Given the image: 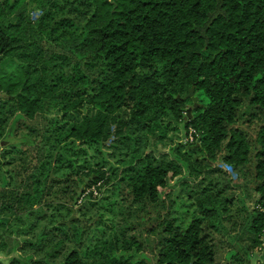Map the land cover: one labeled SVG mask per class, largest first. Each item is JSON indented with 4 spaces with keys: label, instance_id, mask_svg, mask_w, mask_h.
<instances>
[{
    "label": "trees",
    "instance_id": "trees-1",
    "mask_svg": "<svg viewBox=\"0 0 264 264\" xmlns=\"http://www.w3.org/2000/svg\"><path fill=\"white\" fill-rule=\"evenodd\" d=\"M63 1L76 2L0 0V141L17 135L22 118L57 112L42 134L44 145L51 144L56 154L50 148L39 177L5 194L12 201L0 193V212L6 203L5 210L18 207L29 216V208L42 205L59 182L66 184L58 192H68L71 172L64 181L53 175L63 168L74 173L80 157L77 151L85 149L78 147L101 145L108 137L128 145L126 140L135 139V130L158 126L159 120L167 118L168 123L181 124L186 137L195 130L193 143L180 142L173 148L178 158L148 152L133 157L121 173L115 167L104 169L105 159L95 166L85 159L77 165L87 177L84 183H110L121 176L134 201L154 202L160 189L184 169L195 175L201 172L198 165L203 159H214L224 151L223 161L235 169L251 165L256 194L246 223L250 243L244 252L231 250L226 264H252L253 251L264 237V122L253 147L233 125L244 101L264 112V0H87L83 24L65 17L51 23L52 7H64ZM81 1L84 5L85 0ZM30 6L40 12L36 19ZM191 88L201 104L188 116L193 102L185 97ZM86 107L92 111L84 112ZM71 112H79L81 118L72 120ZM26 127L28 133L13 146L34 145L31 136L41 137L40 129ZM135 141L138 144V138ZM198 152L206 155L191 161ZM218 183L210 181L199 191L190 190L194 211L187 224L185 220L177 224L176 217L162 220L168 231L159 253L162 264H219L211 229L218 230L216 221L226 218L233 219L234 227L241 223L233 214L225 215L234 195H223L229 183L222 187ZM46 235L45 245L58 249L39 264H94L78 249L54 262L70 235L60 226ZM27 246L32 244L25 242L21 248ZM4 247L1 242L0 250ZM41 247L45 246L37 249ZM8 259L11 264L30 261L11 254Z\"/></svg>",
    "mask_w": 264,
    "mask_h": 264
},
{
    "label": "rangeland",
    "instance_id": "rangeland-1",
    "mask_svg": "<svg viewBox=\"0 0 264 264\" xmlns=\"http://www.w3.org/2000/svg\"><path fill=\"white\" fill-rule=\"evenodd\" d=\"M75 1L66 4L63 1L61 4H64V7L61 5L52 7L48 20L52 23L65 17L77 24H83L86 16L82 13L83 10H89L88 1L85 0L84 5L81 0ZM34 9L29 7L32 18L36 19L37 12ZM197 102L199 106L201 102L199 100ZM193 108L196 107L191 103L188 107V110L191 109V114ZM86 111L90 112L92 109L86 107L84 112ZM54 113L57 114L56 110L37 115L32 120L22 118L25 123L22 125L21 121L17 135L5 136L0 141V193L4 194L7 202L12 201V196L9 195L7 198L5 194L15 185L31 184V181L39 177L42 163L49 160L50 148L52 154H56L55 147L51 144L44 145L45 139L42 138V134L50 127ZM68 117L76 120L80 119L81 115L79 112H71ZM262 122H264V112L244 101L233 128L241 131L253 147ZM157 123L158 126L154 123L149 128L137 129L132 133L133 138H138V144L135 139L126 140L128 145H124L113 142L112 137H108L104 144L78 147L77 149L85 148L77 151L80 156L78 164H83L87 159L90 166H95L96 161L102 162L105 159L104 169L110 170L115 167L121 173L133 157L148 152H153L157 156L166 154L167 158H178L179 153H175L173 148L181 144L180 142H186L185 131L181 129V124L173 120L168 123L167 118ZM166 124H169V128ZM26 125L40 129L41 137L37 133L31 136L34 145L13 146V142H19L21 136L28 133ZM127 129L124 133H127ZM182 150L184 151V148ZM223 153L224 151L217 153L211 160L203 159L198 165L201 172L195 175H189L184 169L182 175L171 180L168 187L160 189L159 198L154 202L147 199L134 201L130 189L121 181V176H119L120 180L113 177L110 183L101 181L87 186L86 182L84 183L87 177L82 168L77 166L78 164L74 167V173L72 169H59L53 176L57 179L62 178L63 181L66 174L71 172V181L68 182L71 187L67 189L68 192H58L66 183H56L42 205L37 203L32 209L29 208L31 211L29 216L24 214L22 208L16 207L14 211L5 210L4 206L7 204L2 205L0 219L3 225L0 226V243L5 244V249L0 250V264H11L8 259L10 254L20 259H30L28 264H39L40 260L46 261L48 253L58 249L51 243L45 245L46 237L49 236L46 235V231L59 226L68 231L70 239L66 240L62 255L54 262L62 260L68 251L78 249L87 262L94 264H103L104 261L107 262H104L105 264H109L117 260H128L133 264H162L159 261V253L163 246V238L168 235L162 220L167 216L176 217L177 224L182 220L187 224L194 211V207L191 206L194 199L189 197L190 190L199 191L210 181L219 182L217 184L219 187L229 183L223 195L229 197L234 195V201L229 205L230 210L225 215L233 214L241 223L234 227L233 219L229 221L226 218L220 222L216 221L218 230L211 229L216 243V261L219 264H226L231 250L244 252L247 244L250 243L247 239L246 223H248L249 211L254 207L256 194L253 189L251 165L235 169L223 161ZM204 155H206L204 152L194 153L191 161L201 160ZM180 160L185 163L182 158ZM206 169L216 170L207 172ZM202 179L203 183L199 185ZM25 242L31 243L32 246L21 248ZM41 245L45 247L38 250ZM254 260L253 257L252 263Z\"/></svg>",
    "mask_w": 264,
    "mask_h": 264
},
{
    "label": "built area",
    "instance_id": "built-area-1",
    "mask_svg": "<svg viewBox=\"0 0 264 264\" xmlns=\"http://www.w3.org/2000/svg\"><path fill=\"white\" fill-rule=\"evenodd\" d=\"M40 14V12H37V14L35 15V17H38ZM195 130L191 129L190 132H189V135L186 137L185 141L186 142H190V143H193L195 141ZM263 249V246L260 245L258 248H257V252H260L262 251ZM257 264H264V259H261L258 261Z\"/></svg>",
    "mask_w": 264,
    "mask_h": 264
},
{
    "label": "crops",
    "instance_id": "crops-1",
    "mask_svg": "<svg viewBox=\"0 0 264 264\" xmlns=\"http://www.w3.org/2000/svg\"><path fill=\"white\" fill-rule=\"evenodd\" d=\"M260 245L263 246V249H262V251L257 252V248H258ZM260 245L257 246V247L254 249V251H253L254 255H253L252 257H254L255 260H254V262H253L252 264H257L259 260L264 259V237H263V242H262Z\"/></svg>",
    "mask_w": 264,
    "mask_h": 264
},
{
    "label": "water",
    "instance_id": "water-1",
    "mask_svg": "<svg viewBox=\"0 0 264 264\" xmlns=\"http://www.w3.org/2000/svg\"><path fill=\"white\" fill-rule=\"evenodd\" d=\"M186 99L187 98H192V101H193V103H194V107H198V102H197V100H198V97H196L195 95H194V88H191L190 89V92L187 94V96L185 97ZM188 116H192V114H191V109H189L188 110Z\"/></svg>",
    "mask_w": 264,
    "mask_h": 264
}]
</instances>
